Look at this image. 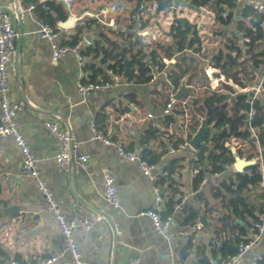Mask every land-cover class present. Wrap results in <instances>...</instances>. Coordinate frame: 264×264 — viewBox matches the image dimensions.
I'll return each mask as SVG.
<instances>
[{
	"label": "crops",
	"instance_id": "obj_1",
	"mask_svg": "<svg viewBox=\"0 0 264 264\" xmlns=\"http://www.w3.org/2000/svg\"><path fill=\"white\" fill-rule=\"evenodd\" d=\"M171 2V8L160 11L155 2L146 3L145 0L138 10L137 0H0L1 7L11 9L16 15L18 36L11 64L10 84L13 99L27 104L25 111L16 118L17 126L39 159L38 170L41 179L75 224L76 239L86 264H130L134 257L140 259V264H199L196 255L198 249L203 246L207 251L214 247L220 249L221 241L216 240L213 229L217 216L222 214L224 209L220 201L214 198L210 187L195 188L189 168L192 151L188 149L180 150L176 154L168 153V146L163 138L169 129L176 130L178 116L172 115L175 123L168 127L160 118L166 102L157 94L163 86L169 88L166 76L161 75L157 82L146 84L129 82L130 77L126 78L124 71L120 75L109 69L114 62H104L103 54L97 58L88 57L83 66H80L73 56H64L55 61L52 57V43L42 41L38 37L39 23L45 20L38 15L35 4L50 11L46 8L48 3H60L65 6V12H70H66L65 18L60 19L56 12L51 10V15L56 19L55 28L59 30V37L54 43H75L74 38L80 34L79 38L92 37L91 46L99 43L103 48H108L103 39L105 36L117 43V53L124 55V61H129L130 56L125 51L130 45L125 38L132 35V42L138 40L142 44L139 48L143 50L144 59L151 56L154 60L152 53L156 51L159 55L157 62L161 63L163 59L172 61L167 67V74L173 70L177 71L175 65L184 56L196 61L195 69L207 65L214 66L210 57L215 51L223 48L226 37L236 31L235 22L243 20L249 23L240 15L244 6L237 3L239 10H236L234 21L226 27L216 21L215 13L208 8H195L180 0ZM19 8L23 14V33L20 38ZM173 10H176L178 17L186 18L188 23L196 27L202 41L201 52L186 50L184 53H174L168 57L156 49L159 44L165 47L173 44V35H170ZM135 14L142 17L145 30L150 34L168 30L167 39L153 41L150 37L145 40L139 38L135 33L136 22L134 28H130L133 27L131 22L135 21ZM69 17L74 19V26L71 29L59 28L58 23L66 21ZM262 27L264 30L263 24ZM235 36L238 37L239 43L243 44V35L236 33ZM97 69L101 70V74L95 78L96 83L110 81L114 82L115 86L83 96L78 92V83L80 80H92L94 70ZM263 81L264 69L257 72V84L248 85L245 91H250ZM159 84L161 87L156 88ZM227 87L233 88L236 93H245L243 88L233 82L228 83L223 89V94L231 99L233 96ZM128 95H132L133 100ZM256 98L263 100L264 88ZM256 98L250 97L249 101ZM142 107L157 118L139 124V130L136 132L129 123L134 122L133 117L138 118L139 112L135 113L134 110ZM48 120L59 122L79 142L78 152L90 156L86 169H82L75 162H72L68 169L58 166L56 156L61 146L45 129L44 123ZM203 121L207 120L202 119L201 123ZM93 125L106 137L123 142L129 150L143 149L146 160L156 165L157 175L163 171L169 173L170 169L172 174L161 178L157 184L152 183L141 174L135 164L120 159L115 149L93 140ZM150 125L157 127L161 135L158 140L146 144L143 134ZM256 147L259 152H263L264 149L258 141ZM175 160L179 163L170 167V163ZM180 165L183 168L179 171L176 167ZM204 166H208L207 160ZM247 168L245 171L248 173ZM260 170L264 172L263 165ZM106 172L115 178L119 190L121 204L118 210L110 207L104 199L103 183ZM0 185V261L15 259L30 263L58 256L55 264H71L70 256L60 248L61 234L58 224L45 209L35 181L22 173V154L12 139L3 136H0ZM259 187H252L251 192L246 195L247 203L256 215L262 205V199L259 197L261 186ZM158 193L175 201L187 196L192 204V208L179 218V221L174 220L172 234L177 236L185 228H191L184 226L183 222L190 211L196 212L197 209L200 214L196 213L198 218L193 224H198L200 217L204 216L210 229L204 228L195 232L187 240L179 237L174 243L159 236L149 218L137 216L142 210L158 206L163 214H167L171 201L159 205ZM13 206L17 211L10 214L9 210ZM211 208H215L214 214L208 212ZM178 214H175V219ZM242 215L244 218L235 220L240 226L247 228L249 235L252 218L248 214ZM85 219L93 222V226L84 227L82 223ZM191 238L192 252L184 258L182 250ZM224 239L230 240L236 248L237 234L228 230L223 235ZM261 250H264V237ZM220 258L223 256L216 260Z\"/></svg>",
	"mask_w": 264,
	"mask_h": 264
},
{
	"label": "built area",
	"instance_id": "obj_2",
	"mask_svg": "<svg viewBox=\"0 0 264 264\" xmlns=\"http://www.w3.org/2000/svg\"><path fill=\"white\" fill-rule=\"evenodd\" d=\"M235 3L248 7L257 15L264 16V0H235ZM15 17L16 15L11 9L0 6V136L12 139L14 145L22 154V173L35 181L45 209L52 214L58 224L61 234V250L70 256L71 264H86L76 239L75 224L70 220L66 211L62 209L53 193L49 190L47 184L41 179L38 170L39 159L34 155L29 144L17 126L16 118L18 114L25 111L27 104L24 101L13 99L12 87L10 84L11 64L16 51V39L18 36V30L15 26ZM133 19L136 22L135 33L139 38L145 40L150 37V40L153 41L167 39L168 30L165 32L156 31L155 33L150 34V32L145 30L144 24L141 20L142 17L140 15L135 14ZM58 31L59 30L57 28H54L49 23L44 21L39 23L37 31L39 39L52 43L53 59L57 61L64 56H73L76 58L80 66L85 65L88 60L86 50L88 46H90V44L87 43L86 38H80L77 42L72 44H56L54 42L59 37ZM143 62L149 68L148 76L150 77V82H157L161 75L166 76L165 80L170 89L163 86L160 93L157 94L160 99H163L166 102L165 107L161 111L160 118L166 121L167 117L176 115L178 116V125L176 130H168L163 138V141L168 146L169 154H176L180 150L189 149L192 151L189 168L191 171V177L195 180L196 176L200 172V147L204 146L206 142L203 139L197 149L193 148L191 141L197 132L192 134L190 137L188 135V127L194 119L196 110H200L202 108H206L207 110V107H209L204 99L207 97L219 98L223 94L224 87L227 86L228 83L232 82L226 80L219 69L212 65H207L201 67L200 69H193L183 75L175 70L171 71L170 74L177 80V85H174L169 79L170 74H167V67L172 64L171 60L163 59L160 63L154 61L151 56H147ZM114 86L115 83L110 81L94 83L91 82V80H80L77 85V89L83 96H89L94 92L111 89ZM182 87H184L183 91ZM254 89L256 92L254 98H256L257 95L263 92V82H261L259 86L257 85L252 88L250 91ZM242 90L244 92H249L245 91V88ZM179 91H182V93L179 98L176 99V95ZM249 102L250 110L248 112L247 125L252 137L257 138V130L252 127V122L256 116V110L253 107L254 100L252 99ZM134 112H139L138 118L133 117L134 122L129 124H131V127L134 128V131L136 132L139 130V124L149 120H155L157 118L153 113L147 111L143 107L135 109ZM130 114L131 113L129 112L128 116H130ZM44 127L61 146L60 152L56 156V163L58 166L61 169H68L70 164L75 162L82 169H86L90 156L86 153L80 154L78 152L80 144L75 137L62 127L59 122L54 120L46 121L44 123ZM92 127L94 132L92 138L93 140L99 141L104 145L115 149L120 159L135 164L141 174L149 178L152 183L157 184L161 178L168 177V171H163L159 175L156 174V165L151 164L146 160L143 149L129 150L123 142L106 137L101 131L96 129L95 125ZM208 127H211L209 132H212V125L208 123ZM172 139L175 142L180 139L182 141L173 145L171 142ZM243 146L244 144L240 141L236 143L231 142L229 144V148L234 155ZM251 161L258 162L259 158H253ZM234 165L235 164L226 163L223 165L221 171L207 173L201 180L200 187L208 186L213 192H216L221 189L224 181L227 183L232 182L233 185H236L237 180L233 177V175L237 172ZM103 184V195L106 203L113 209L118 210L120 208L121 201L115 178L110 173L106 172ZM260 186L264 191V180H262ZM168 201L169 199L166 196L158 193L157 202L159 205L163 203L166 204ZM187 202L188 197L182 196L174 204L172 213L170 214H163L161 207L158 206L154 209L142 210L137 216L141 218H149L152 221L157 234L165 238L170 243L176 242L179 237L187 240L195 232H200L204 229V226L199 222L198 224L195 223L192 225L189 229L185 228L177 236L171 233L172 224L175 220V214L180 213ZM82 225L86 228H90L93 226V222L85 219ZM263 237L264 198L262 200L261 210L258 213V219L252 222L250 233L247 237H245L246 242H241L236 245V253H228L219 260H212L211 264H264V250H261ZM58 258V256H54L50 259L37 260L30 263L20 262L15 259H4L0 261V264H55L58 261ZM140 262L139 258L134 257L131 259L130 264H140Z\"/></svg>",
	"mask_w": 264,
	"mask_h": 264
},
{
	"label": "trees",
	"instance_id": "obj_3",
	"mask_svg": "<svg viewBox=\"0 0 264 264\" xmlns=\"http://www.w3.org/2000/svg\"><path fill=\"white\" fill-rule=\"evenodd\" d=\"M186 3H190L195 8H208L215 13L216 21L223 26H229L235 17L236 10H239L235 0H180ZM146 3L157 4L158 10H166L172 7L171 0H145ZM46 8L42 5L35 4V9L44 22L49 23L54 28L56 27V19L51 15V10H54L57 17L60 19L65 18V6L63 4L48 3ZM240 15L249 23L243 20L235 22L236 31L229 37H226L223 48L215 51L210 57L211 63L219 69L228 81H232L240 88H247L250 84H257V72L264 69V30L262 24L264 23V16L257 15L253 10L248 7H244L240 10ZM135 21L131 22L130 28H134ZM81 33V30H80ZM236 33L243 35V44L239 43V39L235 36ZM102 36V35H101ZM80 34L74 38V42H77L80 38ZM104 41L108 48H103L99 43L95 46H89L86 50L87 58L94 56L97 58L103 54V61H113V65H110L109 69L117 74L122 75L124 71V60L120 53H117L118 45L116 42L111 41L107 37L103 36ZM132 35L125 38L129 42V49L125 51L130 56V66L135 69V72L131 74L129 82L135 84H146L150 82L148 76L149 68L143 62V50L139 48L140 41L132 42ZM72 44V43H70ZM139 48V49H138ZM156 49L161 50L164 55L171 57L174 53H184L186 50H192L195 53L202 51V41L198 34V31L194 25H191L187 21L184 23H178L173 34V44L167 47L156 45ZM154 60L159 61V55L156 51L152 53ZM196 67V61L193 58L184 56L176 63L175 68L180 74H185ZM101 70H94L91 82L96 83L94 80L99 75ZM101 74V73H100ZM169 79L172 84L177 85V80L173 75H169ZM264 86V81H263ZM264 88V87H263ZM233 96L231 99L227 95L222 94L219 98L207 97L206 101L209 107H220L211 116L207 115L206 108L195 111L194 119L188 127V134L191 137L196 133L200 126L201 120L206 119L207 122L212 125L213 131L206 134L204 146L200 147L199 152V167L200 172L194 180V186L199 188L200 182L207 173H215L222 170V167L226 163L235 164L237 158L247 159L251 161L253 158H259L258 163L251 165L247 168V174L236 173L233 177L236 178L237 184L233 185L232 182H223L220 190L214 192V198L220 201L224 212L217 216L216 226L214 227V234L217 241H221L220 249L212 248L211 251H207L205 246L197 250V257L199 264H211L212 260L218 259L231 253H236V249L232 242L228 239L223 240V235L229 230L232 233L237 234L236 244L246 242L245 237L248 236L247 228L240 226L236 222V218H244L242 213L248 214L252 218V222L258 219V215L254 214L249 204L247 203L246 195L251 192V188L255 187L259 189L260 183L263 180L264 172L260 170L261 165L264 166V150L263 155L256 147V142L253 141L252 134L247 125L248 113L247 103L249 102V95L245 93H236L233 88L227 87ZM128 97L133 100L132 95ZM226 105L225 107H221ZM253 107L256 110V116L252 122L257 132V141L264 149V98L255 99ZM167 127L170 124L175 123L172 116L166 118ZM144 140L146 144L156 141L160 138L161 131L150 125L146 131H144ZM234 141H240L244 143V148L239 149L234 155L229 144ZM173 141L172 144L176 145L181 142ZM205 160L208 162V166H204ZM179 163L175 160L170 163V167ZM179 171L183 166L176 167ZM169 174H172L170 169ZM169 176V175H168ZM166 180V179H164ZM176 193V190H174ZM260 199L264 198V191L261 188L259 193ZM171 201L169 211L167 214L172 213L174 204L177 202L173 198ZM261 209V208H260ZM260 211V210H259ZM210 214L215 213V208L209 209ZM198 218L195 211H190L187 218L184 220L183 225L191 227L193 222ZM252 225V224H251ZM250 225V228H251ZM192 252V238L188 244L182 250V256L185 258Z\"/></svg>",
	"mask_w": 264,
	"mask_h": 264
},
{
	"label": "water",
	"instance_id": "obj_4",
	"mask_svg": "<svg viewBox=\"0 0 264 264\" xmlns=\"http://www.w3.org/2000/svg\"><path fill=\"white\" fill-rule=\"evenodd\" d=\"M141 4H142V0H137V9L136 10H138L141 7ZM18 11H19V13H18L19 38H20V36L23 33V29H22L23 14L20 11V8L18 9ZM66 12H67V14L70 13L69 10H67ZM185 21H186V18L178 17L177 14H176V10H173V20H172V23H171V26H170V28H171L170 35L174 34V31H175L178 23H184ZM58 26L61 29H71L74 26V19L72 17H69L66 21L59 22ZM86 41H87L88 44L91 45L93 39H92L91 36H87L86 37ZM122 56L124 57V55H122ZM16 70L18 71V67L17 66H16ZM134 72H135V69L130 66V63H129L128 60H125L124 61V76L126 78H129L130 74H132ZM183 89H184V87H182V91H183ZM182 91H179V93L176 95V99L179 98V96L181 95ZM245 94L249 95V97H251V98H254L255 95H256V92H255V89H254L252 91L245 92ZM225 106L226 105H222L221 107H225ZM218 108H220V107H214V108L213 107H207V115L211 116L214 112H216V110H218ZM249 110H250V102L247 103V109H246L247 113L249 112ZM209 130H210V128L208 127V122L207 121H203L201 123V127L199 128V130L197 131V133L195 134V136L193 137V139L191 141V145H192L193 148L197 149L200 146V143L202 142V140L204 139L206 134L209 132ZM253 141L257 142V138H253ZM262 155H263V152H262ZM256 163H257L256 161H248V160L239 158V159L236 160L234 167H235V170H236L237 173L247 174L245 169L247 167L251 166V165L256 164ZM0 188H1V185H0ZM195 199H196V197H195ZM191 208H192V204L188 201L184 205L183 209L178 214V216L176 217L175 220L179 221V218H182V216L186 212H188ZM16 211H17V208L13 206V207L10 208L9 213L12 214V213H14ZM196 213L200 214V210L197 209ZM199 222L204 226L205 229H208V230L210 229V225H209L206 217L201 216L200 219H199ZM239 223H241V222H239Z\"/></svg>",
	"mask_w": 264,
	"mask_h": 264
},
{
	"label": "rangeland",
	"instance_id": "obj_5",
	"mask_svg": "<svg viewBox=\"0 0 264 264\" xmlns=\"http://www.w3.org/2000/svg\"><path fill=\"white\" fill-rule=\"evenodd\" d=\"M157 87H158V88H160V87H161V85H160V84H159V85H156V88H157ZM160 89H161V88H160Z\"/></svg>",
	"mask_w": 264,
	"mask_h": 264
}]
</instances>
